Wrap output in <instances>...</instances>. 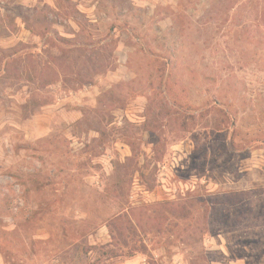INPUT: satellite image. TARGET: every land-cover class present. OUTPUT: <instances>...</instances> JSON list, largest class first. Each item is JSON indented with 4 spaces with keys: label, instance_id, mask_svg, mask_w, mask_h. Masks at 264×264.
<instances>
[{
    "label": "rangeland",
    "instance_id": "1",
    "mask_svg": "<svg viewBox=\"0 0 264 264\" xmlns=\"http://www.w3.org/2000/svg\"><path fill=\"white\" fill-rule=\"evenodd\" d=\"M0 264H264V0H0Z\"/></svg>",
    "mask_w": 264,
    "mask_h": 264
}]
</instances>
